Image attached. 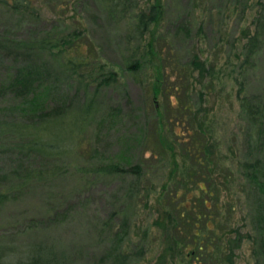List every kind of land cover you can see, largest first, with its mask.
Here are the masks:
<instances>
[{
  "label": "rangeland",
  "instance_id": "rangeland-1",
  "mask_svg": "<svg viewBox=\"0 0 264 264\" xmlns=\"http://www.w3.org/2000/svg\"><path fill=\"white\" fill-rule=\"evenodd\" d=\"M40 1L41 18L57 31L79 27L82 46L116 70L117 82L96 94V114L70 151L41 157L2 130L4 119L24 117L2 87L13 63L0 61V240L46 242L63 264H111L116 251L126 253L123 264H196L188 245L168 238L186 237L195 208L214 212L207 224L221 233L254 231L258 198L240 166L255 152L254 132L239 96L264 104V39L250 62L241 55L264 16V0H158L161 17L144 33L133 31L129 15L154 0H129L135 7L123 17L108 12L107 0ZM0 30L24 34L25 24L0 14ZM129 55L141 60L136 69L125 67ZM193 55L207 71L197 73ZM73 90L66 86L62 96L70 107L79 100ZM67 124L59 128L64 134ZM110 161L139 164V171L108 173ZM39 168L41 175L23 177ZM201 197L209 198L207 208ZM182 204L191 210L177 213ZM233 251L232 264H256L249 239Z\"/></svg>",
  "mask_w": 264,
  "mask_h": 264
},
{
  "label": "trees",
  "instance_id": "trees-1",
  "mask_svg": "<svg viewBox=\"0 0 264 264\" xmlns=\"http://www.w3.org/2000/svg\"><path fill=\"white\" fill-rule=\"evenodd\" d=\"M54 2L51 4L54 5ZM106 5L109 13L122 17L128 15V7L133 9L135 7L129 0H107ZM42 7L43 3L40 0H0V14L4 15L9 23L25 24L24 34L0 30V61L7 59L13 63L12 71L5 77L2 87L16 97L17 110L24 117L4 119L2 130L14 133L23 146L45 157L70 151L76 135L96 114L98 104L96 94L103 87L117 82V72L106 66L103 61L94 58L89 50L82 46L80 37L83 31L79 27L57 31L54 29L57 24L53 20L50 23L44 21L41 18ZM129 16L133 19V31L144 33L151 24H156L160 19V2L154 0ZM263 39L264 16H260L253 33L243 42L241 51L243 62L252 60ZM140 64L139 58H132L130 55L125 61L127 69H136ZM191 64L199 74L207 71L196 55L192 56ZM156 76L154 79L157 80L159 71H156ZM69 85H74L73 92H79V100L75 107H70L62 97L66 94V86ZM152 88L156 90L154 81ZM239 108L249 120L254 132L252 146L255 152L250 158L243 159L240 166L242 180L246 181L247 187L258 198V204L253 208L252 214L255 230L242 231L239 227H233L230 232L221 233L207 224L214 222L216 218L214 212H204L195 208L191 212L189 221L191 228L186 237L177 238L173 234L168 235V238L178 243L181 249L188 245L186 255L193 257L196 264H204L207 257L220 254L222 258L217 264H232L233 250L244 238L251 242V253L256 259V264L264 262V104L253 97L241 95ZM196 120L197 129L200 130L203 120L199 118ZM66 121L69 125L67 124V132L64 134L59 128L62 130ZM200 147L203 151L205 148L207 150V142H201ZM197 163L201 161L198 160ZM203 165L208 169L204 163ZM104 168L108 173L121 171L137 173L139 164L128 162L123 166L122 162L110 161ZM41 173H43L41 168L27 169L24 170L23 177L28 179ZM195 188L202 193L206 192L199 183H196ZM2 195L0 192V198ZM207 195H211V190L207 191ZM206 199L209 198L201 197L203 208H207ZM188 210L191 209L182 204L177 213L181 214ZM172 228L176 229L174 222ZM173 245L170 246L171 249ZM126 259V253L116 251L112 254L111 264H123ZM191 262L188 264H192ZM0 264H63V262L55 253L53 246L46 242L14 244L0 240Z\"/></svg>",
  "mask_w": 264,
  "mask_h": 264
}]
</instances>
